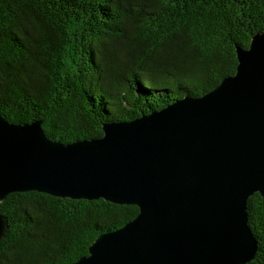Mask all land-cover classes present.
<instances>
[{
    "label": "trees",
    "instance_id": "trees-1",
    "mask_svg": "<svg viewBox=\"0 0 264 264\" xmlns=\"http://www.w3.org/2000/svg\"><path fill=\"white\" fill-rule=\"evenodd\" d=\"M264 33V0H0V114L42 123L52 141L103 136L105 123L202 97L236 73V47ZM136 206L14 193L0 264H73ZM264 264V197L247 201Z\"/></svg>",
    "mask_w": 264,
    "mask_h": 264
},
{
    "label": "water",
    "instance_id": "water-1",
    "mask_svg": "<svg viewBox=\"0 0 264 264\" xmlns=\"http://www.w3.org/2000/svg\"><path fill=\"white\" fill-rule=\"evenodd\" d=\"M236 54V73L211 92L105 123L101 138L64 144L40 121L0 114V202L38 192L139 209L73 264L251 262L247 201L264 197V33ZM7 224L0 214V242Z\"/></svg>",
    "mask_w": 264,
    "mask_h": 264
}]
</instances>
